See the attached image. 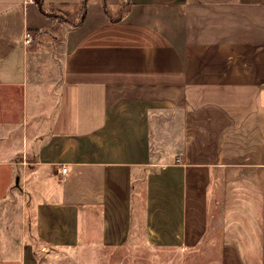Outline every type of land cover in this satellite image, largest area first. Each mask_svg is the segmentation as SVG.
Returning a JSON list of instances; mask_svg holds the SVG:
<instances>
[{
    "label": "crops",
    "instance_id": "crops-1",
    "mask_svg": "<svg viewBox=\"0 0 264 264\" xmlns=\"http://www.w3.org/2000/svg\"><path fill=\"white\" fill-rule=\"evenodd\" d=\"M81 1L0 0V133L22 152L0 161V200L17 191L24 214L0 264L123 245L139 214L151 245L264 264V0H87L58 21ZM25 32L62 34L50 78Z\"/></svg>",
    "mask_w": 264,
    "mask_h": 264
},
{
    "label": "rangeland",
    "instance_id": "rangeland-1",
    "mask_svg": "<svg viewBox=\"0 0 264 264\" xmlns=\"http://www.w3.org/2000/svg\"><path fill=\"white\" fill-rule=\"evenodd\" d=\"M78 17V16H77ZM58 18L68 22H75L77 18H69L66 14L59 13ZM62 34L55 36H42L38 40H33L25 48L27 51H39L36 56V62L43 65L41 75L47 78L51 77L52 72H49V66L55 65L57 68L60 65L62 57L61 48ZM34 43V44H33ZM39 44V45H38ZM237 58L236 60H239ZM238 61H235V64ZM53 67V66H52ZM237 67V65H235ZM57 73V72H56ZM1 118V115H0ZM33 126L32 122L29 123L28 128ZM2 128L0 127V130ZM18 131V130H17ZM18 136H11L10 139L0 133V161L5 160L11 153L18 159L22 152L18 151L20 139ZM29 139V135H27ZM13 149L14 152H10ZM31 153H27V156ZM2 169V170H1ZM5 171H4V170ZM2 173H7V168H0ZM19 177V176H18ZM20 187V186H19ZM13 188L14 183H13ZM16 189V188H15ZM15 196L13 201L0 200V230L3 226L24 224V214L20 211V201L16 196L17 191L14 192ZM140 196L141 193H140ZM137 204L139 205V212L142 210L141 199L138 197ZM81 218V226H82ZM138 226L133 228L129 234V239L120 246H106L101 243L98 237L92 234V238L82 240L78 245L70 248L57 249L49 248L46 251L39 250L36 245L35 251L40 264H222L220 260V248L214 246L216 241L203 242L202 245L195 248H183L178 246H162L147 242L146 231L142 226V215L139 214ZM212 227L215 231L211 232L212 237L218 236L219 217L216 215L212 220ZM91 224V223H89ZM92 226V224H91ZM6 235L9 233L6 232ZM19 234L15 233L12 237L13 240ZM10 236V235H9ZM15 245H12L14 247ZM13 250V248L11 249ZM9 251V248H5ZM0 248V254H1ZM46 254V255H45Z\"/></svg>",
    "mask_w": 264,
    "mask_h": 264
},
{
    "label": "trees",
    "instance_id": "trees-1",
    "mask_svg": "<svg viewBox=\"0 0 264 264\" xmlns=\"http://www.w3.org/2000/svg\"><path fill=\"white\" fill-rule=\"evenodd\" d=\"M123 2H124V0H122ZM39 2H40V0H39ZM126 3V2H125ZM41 8H42V6L41 5H39ZM86 7H87V0H82L81 1V5H80V11H79V14H78V17H77V19H76V21L75 22H68V21H66L65 19L64 20H62V19H59L58 18V21H60V22H66V23H69V24H71V25H73V26H78V25H80L82 22H83V20H84V18H85V14H86ZM106 10V9H105ZM35 255H36V251H35ZM37 256V255H36Z\"/></svg>",
    "mask_w": 264,
    "mask_h": 264
},
{
    "label": "built area",
    "instance_id": "built-area-1",
    "mask_svg": "<svg viewBox=\"0 0 264 264\" xmlns=\"http://www.w3.org/2000/svg\"><path fill=\"white\" fill-rule=\"evenodd\" d=\"M39 0H25L26 3H34V2H38ZM32 41V36L29 32H25L24 34V38H23V45H29ZM66 172V168H61V173H65Z\"/></svg>",
    "mask_w": 264,
    "mask_h": 264
},
{
    "label": "water",
    "instance_id": "water-1",
    "mask_svg": "<svg viewBox=\"0 0 264 264\" xmlns=\"http://www.w3.org/2000/svg\"><path fill=\"white\" fill-rule=\"evenodd\" d=\"M15 184L18 185V177L15 179Z\"/></svg>",
    "mask_w": 264,
    "mask_h": 264
}]
</instances>
